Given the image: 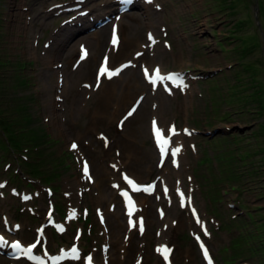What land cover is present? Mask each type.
<instances>
[{"label":"rangeland","instance_id":"1","mask_svg":"<svg viewBox=\"0 0 264 264\" xmlns=\"http://www.w3.org/2000/svg\"><path fill=\"white\" fill-rule=\"evenodd\" d=\"M118 7V0H0V82L4 80L0 83V231L31 242L52 199L56 219L67 225L62 234L55 225L48 227L52 252L76 242L84 253H93L97 263L107 253L110 264H134L138 256L144 264H164L153 247L169 240L175 246L174 257L185 252L192 255L191 262L182 257L177 264H202L189 232L201 233L200 225L192 211L177 204L178 189L185 180V187L193 188L200 217L207 220V231L201 235L219 264H264V0H156L147 11L135 7L130 17L120 20L121 45L112 65L134 59L139 50L141 54L121 78L99 85L94 77L103 53L110 50V24L107 30L92 28L98 18L115 15ZM148 30L158 37L153 47L147 42ZM84 37L93 43H85L91 54L97 50V56L89 58L91 84L95 89H115L109 107L117 114L113 121H90L85 106L93 105L87 98L93 91L87 90V81L75 79L79 109H74L72 93L60 94L63 87L57 86V71L62 70V77L69 81L78 75L82 65L78 45ZM49 48L59 50L52 64L46 58ZM144 64L185 72L188 82L184 87L172 86L171 92L159 88L153 110L144 112L145 97L136 115L126 117L140 90L125 82H132L135 75L142 84ZM143 93L151 94L150 89ZM51 107L56 110L53 115ZM152 117L165 128L175 123L193 129L190 135L180 134L185 138L181 173L170 159L157 167L150 135ZM129 129L138 132V154L137 149L128 152L121 145L123 138L136 140ZM78 132L83 136L78 137ZM71 140L81 145L94 177L99 168L105 171L95 188L84 180L80 157L69 148ZM10 142L22 145V160L17 150L8 149ZM40 164V171L33 168H41ZM30 170L42 174L43 180L32 178ZM124 171L141 182L156 180L159 187L157 195H139L146 206L144 236L135 231L124 235L123 207L113 187ZM164 179L171 189L169 197L161 190ZM48 188L53 195L47 194ZM27 194L31 199H25ZM101 195L107 215L104 228L96 213ZM157 205L165 206L170 216L180 215L175 231H158ZM73 207L78 213L71 219L68 213ZM82 216L88 217L89 225L82 223ZM14 222L22 229L12 233ZM2 254L0 260L8 264ZM83 262L82 258L65 264Z\"/></svg>","mask_w":264,"mask_h":264},{"label":"bare ground","instance_id":"2","mask_svg":"<svg viewBox=\"0 0 264 264\" xmlns=\"http://www.w3.org/2000/svg\"><path fill=\"white\" fill-rule=\"evenodd\" d=\"M154 4H155V0H151V2H149V4L147 6H145V5L144 6L140 5V6L142 8H148L150 6H153ZM144 11H147V9H145ZM131 13H132V10H128V11H126V13L123 16L124 17H130L129 15H131ZM147 15H148V13H147ZM119 24L122 25V22L119 23ZM107 29L108 28L106 26L104 30H107ZM87 37H89V36H87ZM64 40L66 41L67 39H64ZM82 41L88 43L89 45L90 44L93 45V43L92 42H89L86 37H84L82 39ZM132 41H133V38L132 39H129V42L130 43ZM120 44L121 43H119L118 47L120 46ZM59 45H61V43ZM57 48H56L55 51H53L52 48H49L51 50L48 49L49 51H48V53H46V58H47L49 64H52L54 58L56 56H58L59 50ZM111 48H112V51H111L110 55L113 54V52H116V51H114V47L112 46V44H111ZM95 49H96V47L93 50V54H91V52L88 50V54L85 57L83 56V60L84 61H83L82 65L80 66V70L78 71V75H76V78H73L71 80L72 82L69 81L68 79L67 80L64 79L65 81L63 83V88H62L61 92L63 94H65L66 91L72 93V95H73V97H72V104L74 105V109H79L78 106H77V100H79V98H78L79 97V94L78 95H75L76 89L78 90V84L79 83L75 87V84H76L75 79H80L81 78L82 81H87L88 83H91L93 81L92 80V77H91V72H92L93 66L89 64V60L91 59V55L94 58L97 56V50H95ZM139 51H141V50H139ZM86 58H88V59H86ZM133 67H134V64H132L130 67L126 68V70H124V74L127 71H129L131 68H133ZM60 72H62V71H60ZM54 73L56 74V72H54ZM58 74H59V71H57V74L56 75L58 76ZM122 74L123 73L120 74L119 78H121ZM96 79H97L98 82H101V78L98 77L97 74H96ZM105 79L108 80L107 78H105ZM132 79L133 80L130 79L132 81L130 83L128 81L125 82V86L130 87L133 90H134L135 87H137V89L140 90V91H136V92L134 91L135 93L141 95L145 90H147V89L150 88L151 94L146 95V99L147 100H146V105H145L144 112L147 111L148 108L151 109L154 106L155 97H156V94H154L151 86L144 80V78H143V83L142 84H139L140 81L138 80V78L135 75L133 76ZM114 81H115V79L111 80L110 83H113ZM139 85H141V87ZM161 85H167V84L165 82H162ZM57 86L59 88V85H57ZM115 96H116V92H115V89H114L113 86H111V87H104V88H97L95 90V92H93V93L90 94L89 99L90 100L92 99L93 105L92 106H90V105L89 106H85V108L87 110V113L90 114V121L91 122L97 123V122H101V121H105V122L106 121H109V120L110 121H113V120H115L117 118V114L115 112L111 113L109 111L111 99L113 97H115ZM73 100H74V102H73ZM149 100H150V102H149ZM148 102H149V106H148ZM51 105L53 107L55 104L52 103ZM141 105L139 106V108L137 109V111L133 114V117L139 111ZM162 106L163 105L160 103L158 107L161 108ZM52 107L50 108L51 115L55 114V112H56V110L53 109ZM127 113H128V111H127ZM156 113H158V112H156ZM93 126H95V125L92 124L91 127H93ZM91 127L88 128L87 131H90L91 130ZM150 129H151V123H150ZM129 132L131 134H134L136 140H134L133 142H129L125 138H123L125 141L122 142V140H121V145H123V149L124 150H127L128 152H131V151L137 149L136 150V154H138L139 153V148H138V138H139V136L136 135V133L138 134V132H136L135 129L134 130L129 129ZM79 136H83V135H81V132H78V137ZM182 139H183V136H179V135H175L174 136L175 143L180 148L179 161H182V159H183L182 157H183V151L184 150H183V147L181 145V142H182L181 140ZM76 151L80 155L81 159L84 162L85 161V156H84V154L81 151L80 145H78V147L76 148ZM155 155H157V157L159 158L158 152H156ZM104 172H103V169L102 168H99L98 169V171H97V174L98 175L95 177V184L93 186L94 188H95V186L98 185V177H99V175H101V173H104ZM92 173L93 172H91L90 177L92 176ZM164 184H166L165 181H164ZM123 189H125L124 182L122 180H117V182H116V190L118 191V190H123ZM110 193H112V192H110ZM169 193H170V191H169ZM180 193H183V191H180L179 192V195H180ZM102 197H104V195H101L100 198L98 199L99 200L98 201V205H100V206H102V204H101V201L103 200V199H101ZM104 199L107 200L108 198H104ZM186 200H187V205H189L190 202H189L188 198ZM135 204H136V209H135V212L133 214H134V216H136V218L138 220H140L141 219V216H142L141 211L143 210V207H142L141 202H136ZM164 219H165L164 221H167V223H169L170 219H169V215L167 213H165ZM105 225H106V222L102 225V227H105ZM127 228L129 230H131L128 227V225H127V227L125 228V231H126ZM118 233H119V231L118 232L117 231H113V234L114 235H116ZM119 237L122 238L123 236H119ZM5 250L9 252V249L5 248ZM0 264H4L2 260H0ZM84 264H86V262H84Z\"/></svg>","mask_w":264,"mask_h":264},{"label":"snow or ice","instance_id":"3","mask_svg":"<svg viewBox=\"0 0 264 264\" xmlns=\"http://www.w3.org/2000/svg\"><path fill=\"white\" fill-rule=\"evenodd\" d=\"M148 2H151V0H148ZM149 38L151 39V35H150ZM112 43H113V44H116V43H117V40H116V37H115V36L113 37ZM99 71H100V74H103L104 71H105V69L102 67ZM157 72H158V70H157ZM116 74H118V73H117V72H112V73H110V74H109V78H111L112 75H116ZM175 79L181 81V86H182V80H183V77L177 75V76L175 77ZM129 114H131V113H129ZM153 124H154V127H155V121L153 122ZM171 131H172L173 134H175V129H174V127L171 129ZM156 134H157V137H159V132H158V131H157ZM158 143H159V140H158ZM71 147H72L73 149H75L77 146H76L75 144H73ZM178 151H179V148H176V149L173 151V155H175ZM161 152L163 153V148L161 149ZM83 170H84L85 175H87V174H88V167H87V164H86V163H85V165H84V169H83ZM89 179H91V177H89ZM129 215H131V211L129 212ZM140 231L143 232V222H142V221L140 222ZM15 247L18 248V247H19V244L15 245ZM202 247H203V246H202ZM204 255H205L206 258L208 257L209 254H208L207 249H204Z\"/></svg>","mask_w":264,"mask_h":264},{"label":"trees","instance_id":"4","mask_svg":"<svg viewBox=\"0 0 264 264\" xmlns=\"http://www.w3.org/2000/svg\"><path fill=\"white\" fill-rule=\"evenodd\" d=\"M4 65H5V64H4ZM0 83H4V80H2ZM10 144H11V142H10ZM7 146H8V145H7ZM11 146L14 147V148H18V149H21L20 147H22V145L19 147V146H13L12 144H11ZM33 168H35V169L37 170V167H36V166H34ZM31 172H32V173H36V174H38L37 171H33V170H31Z\"/></svg>","mask_w":264,"mask_h":264}]
</instances>
